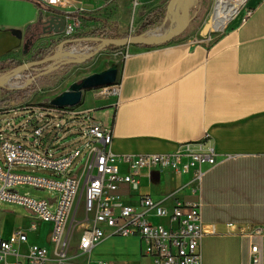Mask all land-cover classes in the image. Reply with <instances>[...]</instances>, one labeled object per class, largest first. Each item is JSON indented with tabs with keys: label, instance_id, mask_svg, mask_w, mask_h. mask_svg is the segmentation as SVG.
<instances>
[{
	"label": "crops",
	"instance_id": "0c3cea01",
	"mask_svg": "<svg viewBox=\"0 0 264 264\" xmlns=\"http://www.w3.org/2000/svg\"><path fill=\"white\" fill-rule=\"evenodd\" d=\"M167 1L64 0L56 10L34 0H0V64L8 65L20 52L26 55V37L50 16L81 12L84 28L112 4L144 11L146 18ZM244 7L243 16L240 13L208 46H136L120 66L117 93L92 96L95 109L104 110L103 132L112 134L114 155L169 153L182 143L211 137L217 163L203 177L200 198L191 196L188 188L174 196L181 203H201L207 234L202 240L203 264H254L252 246L258 249L256 264H264V235L252 234L253 226L264 224V0H247ZM38 35L34 45L41 43ZM52 40L56 49L73 44L62 34H52ZM227 156L231 158L224 160ZM187 180L166 172L142 177L140 192L158 200L154 190L160 181V201L170 208L172 201L163 200ZM123 202L134 204L135 199L126 197ZM31 226L35 230L30 231ZM17 230L28 233L30 244L52 248V225L24 212L0 209V239ZM91 257L109 264H147L136 239H105Z\"/></svg>",
	"mask_w": 264,
	"mask_h": 264
},
{
	"label": "built area",
	"instance_id": "2783aa9c",
	"mask_svg": "<svg viewBox=\"0 0 264 264\" xmlns=\"http://www.w3.org/2000/svg\"><path fill=\"white\" fill-rule=\"evenodd\" d=\"M34 1L41 7L56 10L64 3V0ZM249 14L247 11L245 15ZM81 15L79 12L59 16L64 21L62 35L65 38L82 31ZM42 70L47 72L50 68L43 67ZM117 86L112 89V95L117 93ZM41 133L42 129H35L34 136L39 138ZM87 135L94 140L93 147L83 168L70 174L66 172L80 157L78 150L51 158L18 142H0V203L23 207L42 223L52 225L51 249L30 244L28 233L22 230L13 232L8 239H0V264H69L71 260L76 261L75 264H109L91 257L95 247L109 238L136 239L140 257L147 264H203L202 240L207 234L201 203H181L174 196L188 188L191 196L200 198L203 177L217 163L211 137L206 135L200 141L182 143L169 153L114 155L110 150V131L103 132L92 126ZM230 158L227 156L224 160ZM20 166L49 171L52 175L13 170ZM162 172L175 179L188 177L184 185L163 200L172 201L170 208L140 192L142 177ZM19 187L46 190L53 198L33 199L18 193ZM126 197H133L135 203L125 204L123 198ZM80 204L83 217L76 220ZM75 229L77 246L71 255L70 244ZM33 230L35 226L30 227V231ZM252 234L264 235V224L253 226ZM251 253L256 264V246L251 247Z\"/></svg>",
	"mask_w": 264,
	"mask_h": 264
},
{
	"label": "rangeland",
	"instance_id": "374dc122",
	"mask_svg": "<svg viewBox=\"0 0 264 264\" xmlns=\"http://www.w3.org/2000/svg\"><path fill=\"white\" fill-rule=\"evenodd\" d=\"M174 1L181 0H169L162 6L165 9V20L169 7ZM236 1L234 0V2ZM246 1L242 8L245 6ZM215 2L216 0H197L192 9L179 14L177 30L186 24L192 15L193 18L174 37V42L208 46L230 29V23L237 18L230 21V25L228 24L221 32H214L209 29ZM242 8V12L240 11L242 13L241 17L245 7ZM143 15L144 11L135 12L131 6L121 8L117 4H112L101 10L96 16V20L87 24L78 33L83 34L104 29L114 33L119 41L140 39L142 42H156L157 40L150 39L149 33L161 27L165 20L158 24L157 19H152L150 21L153 23L152 26L144 27L143 25L141 27L145 20ZM37 33L41 43L39 45L32 44L24 56L21 52L17 54L6 68L0 71V142L4 140L18 142L41 155L51 158H59L78 150L80 151V157L66 172V174H70L83 168L82 166L93 147L94 140L88 137V129L93 126L100 131L104 130V110L95 109L96 105L92 96L112 97V89L115 86L84 92L81 103L75 108L57 109L52 107L50 102L66 92L73 83H77L93 74L101 73L107 70L111 64L118 65L117 81L119 82V69L124 57L130 54L136 46H146V44L107 46L99 43L79 42L71 45L66 44L65 47L59 46V49H56L52 34L42 35L40 27L37 29ZM158 45L154 44L153 46ZM62 48L63 51L61 52ZM41 50L47 53L45 58L39 55ZM67 52H79V55L82 56L80 59H66L64 56ZM48 57H56V60L41 66L33 65L31 69L19 73L17 71L21 67L39 63ZM43 67H48L50 70L45 72L42 70ZM38 128L42 129V133L39 138H36L34 131ZM0 157H2L1 152ZM13 170L42 176L52 175L49 171L24 166L14 167ZM154 191L158 192L157 195L154 193V196H157L160 200V181ZM17 192L33 199L53 198V194L50 192L36 190L32 187H19ZM0 209L32 215L23 207L5 203H0ZM82 217L83 208L80 204L75 218L77 220ZM42 238L43 242H46L48 239L47 230L42 232ZM77 239L78 233L75 229L71 239V248L75 247Z\"/></svg>",
	"mask_w": 264,
	"mask_h": 264
},
{
	"label": "water",
	"instance_id": "95a60500",
	"mask_svg": "<svg viewBox=\"0 0 264 264\" xmlns=\"http://www.w3.org/2000/svg\"><path fill=\"white\" fill-rule=\"evenodd\" d=\"M193 18V15L189 18V20L184 24L179 30L169 35L166 38L157 40L156 42L146 41L142 42L140 39H129V40H106L101 42L103 45H138L142 43H153V44H163L166 41L173 39L180 31H182L188 23ZM42 35L53 34V35H61L64 30V21L59 16H50L44 22H42ZM12 34L16 36L18 39L21 38V33L19 31H13ZM26 53V51H25ZM56 57H48L43 61L35 64H28L24 67L18 69V73L28 69L29 67L41 66L43 64L52 62ZM118 65L111 64L110 67L98 74H93L91 76L85 77L77 83H73L66 92L60 94L56 98H54L50 104L52 107L57 109H65V108H75L77 107L81 101L83 93L90 90L111 87L118 85Z\"/></svg>",
	"mask_w": 264,
	"mask_h": 264
},
{
	"label": "bare ground",
	"instance_id": "6f19581e",
	"mask_svg": "<svg viewBox=\"0 0 264 264\" xmlns=\"http://www.w3.org/2000/svg\"><path fill=\"white\" fill-rule=\"evenodd\" d=\"M197 0L174 1L168 10L164 24L149 33L150 39L160 40L168 37L177 31L179 14L186 13L192 9ZM246 0H216L212 17L209 22V29L214 32L223 31L230 21L238 18L242 6ZM208 29V30H209ZM79 52H70L64 56L66 59H80Z\"/></svg>",
	"mask_w": 264,
	"mask_h": 264
},
{
	"label": "trees",
	"instance_id": "16d2710c",
	"mask_svg": "<svg viewBox=\"0 0 264 264\" xmlns=\"http://www.w3.org/2000/svg\"><path fill=\"white\" fill-rule=\"evenodd\" d=\"M35 4L38 5L36 2H35ZM164 12H165L164 7L163 8H158V9L154 10L152 13H150L145 18V20L142 23L141 27L143 25H144V27L152 26L153 23L150 22L152 19H157L158 20V22H157L158 24L162 23L165 20ZM29 31H31V29H28V32ZM34 33H35V35H34ZM36 35H38L37 30L34 31V32H31V36H27L26 37L25 42H24V48L25 49H28L33 44V42L36 39ZM106 40H119V39H118V37L114 33H111V32L106 31L104 29L91 31V32L84 33V34H77L74 37H68V38H66V42L67 43L91 42V43H94V44L95 43L96 44L97 43L100 44L101 42H104ZM174 41H175V38L166 41L165 44L173 43ZM153 45H154L153 43H146V46L144 45L142 47H146L147 48V47H151ZM45 56H46V54L43 55L42 58H45ZM6 66H7V64L1 63L0 64V71L3 70V69H5ZM113 123H114V118H113L112 124Z\"/></svg>",
	"mask_w": 264,
	"mask_h": 264
},
{
	"label": "flooded vegetation",
	"instance_id": "af4514ba",
	"mask_svg": "<svg viewBox=\"0 0 264 264\" xmlns=\"http://www.w3.org/2000/svg\"><path fill=\"white\" fill-rule=\"evenodd\" d=\"M41 28H42V25H41Z\"/></svg>",
	"mask_w": 264,
	"mask_h": 264
}]
</instances>
